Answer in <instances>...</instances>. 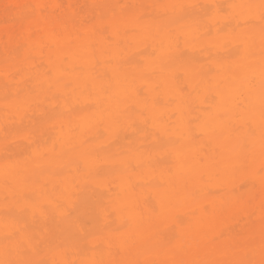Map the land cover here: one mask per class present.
<instances>
[{"label": "bare ground", "instance_id": "6f19581e", "mask_svg": "<svg viewBox=\"0 0 264 264\" xmlns=\"http://www.w3.org/2000/svg\"><path fill=\"white\" fill-rule=\"evenodd\" d=\"M260 3L0 0V260H259Z\"/></svg>", "mask_w": 264, "mask_h": 264}, {"label": "snow or ice", "instance_id": "6c2138e0", "mask_svg": "<svg viewBox=\"0 0 264 264\" xmlns=\"http://www.w3.org/2000/svg\"><path fill=\"white\" fill-rule=\"evenodd\" d=\"M233 7H247L252 8V5H233ZM260 9V19L262 22H264V0H261L260 5L258 6ZM262 120H264V110H262ZM261 244L259 248V256L260 259H255L256 250L252 247H247L244 249V258L236 261L235 264H264V207H262L261 210ZM9 239V237L6 236V240ZM27 244V246H25ZM7 247V246H6ZM18 251V255L23 256L27 255L31 252H33L35 249L30 245V243H27L26 241H19L16 244ZM0 264H47L46 261L40 260V261H33L28 259H4L0 260Z\"/></svg>", "mask_w": 264, "mask_h": 264}]
</instances>
